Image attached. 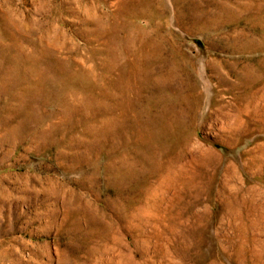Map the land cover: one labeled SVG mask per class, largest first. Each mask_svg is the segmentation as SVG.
I'll return each mask as SVG.
<instances>
[{"label": "rangeland", "instance_id": "obj_1", "mask_svg": "<svg viewBox=\"0 0 264 264\" xmlns=\"http://www.w3.org/2000/svg\"><path fill=\"white\" fill-rule=\"evenodd\" d=\"M0 264H264V0H0Z\"/></svg>", "mask_w": 264, "mask_h": 264}]
</instances>
